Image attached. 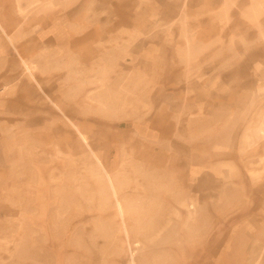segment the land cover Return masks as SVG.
I'll list each match as a JSON object with an SVG mask.
<instances>
[{
  "label": "rangeland",
  "instance_id": "obj_1",
  "mask_svg": "<svg viewBox=\"0 0 264 264\" xmlns=\"http://www.w3.org/2000/svg\"><path fill=\"white\" fill-rule=\"evenodd\" d=\"M75 1L0 44V264H264V0Z\"/></svg>",
  "mask_w": 264,
  "mask_h": 264
},
{
  "label": "crops",
  "instance_id": "obj_2",
  "mask_svg": "<svg viewBox=\"0 0 264 264\" xmlns=\"http://www.w3.org/2000/svg\"><path fill=\"white\" fill-rule=\"evenodd\" d=\"M3 2H0V44L7 46L6 48L10 49L9 56L12 58L14 56V51L17 56L20 57L21 61L24 62L26 65H32L30 62L29 57L24 58L23 55H20V53L16 50L17 43L16 34L21 33L22 34V41L29 40L30 36V24H32L31 20L40 17V13H43L40 11V6L46 2V0H0ZM58 2V5L63 6L64 0H55ZM247 2V0H245ZM30 3H34L32 7L33 11H31V5ZM79 3V4H78ZM228 5L227 0H222V4L219 5L217 11L222 8H226ZM73 6L77 8H96L99 7V4L97 3V0H77L73 2ZM252 6V5H251ZM205 7V6H204ZM236 7V5H235ZM233 8V6L231 7ZM246 8H248V5L245 6V10L242 12V14L245 16V20L247 22L253 23L255 22L254 19L248 16L246 12ZM216 12V11H215ZM101 16V15H100ZM97 22L102 23L103 18L97 20ZM173 22V21H171ZM174 22H182V19L175 20ZM94 17L93 13L91 12L89 14V11L86 12V15L83 18H76L71 19V21L64 24V27H62L61 31H63L66 38H68V41H70L69 48L72 49L73 42L77 39H83L86 38L88 35H90L94 29ZM12 25V26H8ZM41 22L35 23L32 26H35L32 29V32L36 31L40 28ZM42 25H45V23L42 22ZM45 29V26H43ZM40 30V29H39ZM118 37L123 39L124 42L127 40V33L123 31L118 32ZM28 47V44H26ZM55 47L44 45V49H40L38 52H33L31 55L32 59L38 58V63H43L47 66L54 64L56 58L63 55L62 50L58 49L59 46L54 45ZM41 47V46H40ZM58 49V50H57ZM77 57H80L79 53H76ZM0 55L8 56V53H3L0 50ZM50 67V66H49ZM55 70L54 68H52ZM76 69V68H75ZM0 70H4L0 69ZM214 173L218 174L221 169L223 168L222 165L214 164Z\"/></svg>",
  "mask_w": 264,
  "mask_h": 264
}]
</instances>
